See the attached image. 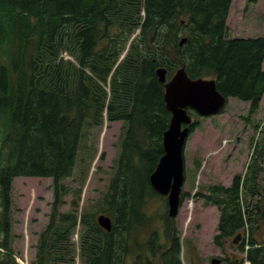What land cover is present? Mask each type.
Wrapping results in <instances>:
<instances>
[{
    "label": "trees",
    "instance_id": "obj_1",
    "mask_svg": "<svg viewBox=\"0 0 264 264\" xmlns=\"http://www.w3.org/2000/svg\"><path fill=\"white\" fill-rule=\"evenodd\" d=\"M232 4L0 0V264H19L11 222L13 181L19 176L53 180L51 213L32 264L75 262L78 226V256L85 264H129V255L135 256L132 264H184L176 218L167 211L150 212L162 198L150 178L164 155L172 118L157 70L165 67L170 79L185 67L192 79H215L226 98L250 103L249 120L258 113L264 97V36L232 37ZM106 112L110 122L123 123L120 151L107 191L81 212L82 187L74 189L66 180L74 177L83 143L103 126ZM198 127V122L189 125L190 135ZM254 140L244 173L229 186L214 184L198 195L219 209L215 244L223 249L243 233L232 246L251 264H264L259 181L264 135L255 146ZM67 196H73L70 209L62 211ZM100 214L112 219L110 231L98 223ZM243 260L235 257L230 264Z\"/></svg>",
    "mask_w": 264,
    "mask_h": 264
},
{
    "label": "rangeland",
    "instance_id": "obj_2",
    "mask_svg": "<svg viewBox=\"0 0 264 264\" xmlns=\"http://www.w3.org/2000/svg\"><path fill=\"white\" fill-rule=\"evenodd\" d=\"M228 25L234 38L264 35V0L257 3L233 0ZM228 101L226 109L219 115L198 117L192 114L199 127L191 134L186 145V180L183 192L187 196L176 219V227L182 234L184 244L181 252L184 264H212L213 258L232 260L244 257L232 246L233 240L223 249L215 244L219 209L215 205H207L198 195L214 184L231 185L235 175L246 171L253 153L252 138L260 139L264 135V126L261 128L264 123V103L260 111L249 120V103L235 97H230ZM122 125L121 121L110 122L105 116L103 126L83 143L76 173L66 180L74 189L82 187L81 212L92 209L107 191L120 151ZM259 181L264 187V161ZM52 184V178L48 177L21 176L13 181L12 246L20 264H32L35 261L39 236L51 213ZM72 197H66L67 204L62 207L63 211L70 209ZM154 211L168 212L166 196L151 204L150 212ZM165 239L162 228L159 243H164ZM73 241L77 245L76 260L62 264H85L78 256L79 232H76ZM134 259V255H129L127 262L132 264ZM230 260H225L222 264H230Z\"/></svg>",
    "mask_w": 264,
    "mask_h": 264
},
{
    "label": "water",
    "instance_id": "obj_3",
    "mask_svg": "<svg viewBox=\"0 0 264 264\" xmlns=\"http://www.w3.org/2000/svg\"><path fill=\"white\" fill-rule=\"evenodd\" d=\"M186 41L187 38H184L181 45ZM157 75L165 85V101L172 118L163 138L164 155L150 180L157 193L168 197V216L176 218L185 183L184 153L190 133L188 125L193 122L188 109L204 117L214 116L223 111L227 98L218 91L215 79H192L185 67L180 68L170 80L165 67H160ZM98 221L108 231L112 229V220L108 216L101 215ZM241 237L242 234H238L234 242L239 243ZM219 263V259L212 260V264Z\"/></svg>",
    "mask_w": 264,
    "mask_h": 264
},
{
    "label": "crops",
    "instance_id": "obj_4",
    "mask_svg": "<svg viewBox=\"0 0 264 264\" xmlns=\"http://www.w3.org/2000/svg\"><path fill=\"white\" fill-rule=\"evenodd\" d=\"M259 35L261 36L262 34H259ZM263 101H264V100H263ZM263 103H264V102H262V105H263Z\"/></svg>",
    "mask_w": 264,
    "mask_h": 264
},
{
    "label": "bare ground",
    "instance_id": "obj_5",
    "mask_svg": "<svg viewBox=\"0 0 264 264\" xmlns=\"http://www.w3.org/2000/svg\"><path fill=\"white\" fill-rule=\"evenodd\" d=\"M29 138V137H28Z\"/></svg>",
    "mask_w": 264,
    "mask_h": 264
}]
</instances>
